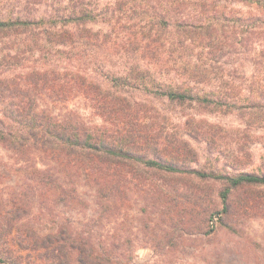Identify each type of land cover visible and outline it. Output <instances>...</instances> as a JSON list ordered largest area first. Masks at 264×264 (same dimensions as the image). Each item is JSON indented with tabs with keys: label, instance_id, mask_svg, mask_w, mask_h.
<instances>
[{
	"label": "trees",
	"instance_id": "obj_1",
	"mask_svg": "<svg viewBox=\"0 0 264 264\" xmlns=\"http://www.w3.org/2000/svg\"><path fill=\"white\" fill-rule=\"evenodd\" d=\"M74 99L99 123L74 109L55 111ZM169 106L235 114L246 128H264V0H0V147L27 163V183L0 201V262L21 264L19 250L29 249L40 264H127L125 239H112L107 228L111 207L121 229L135 197L175 208L165 216L177 234L165 244L218 239L221 228L190 230L199 193L178 203L179 191L153 180L155 173L220 181L219 218L264 212L257 196L230 201L264 187V175L187 169L197 163L189 137L213 142L221 132L202 130L196 115L173 124ZM243 134L234 137L240 151ZM35 202L40 214L58 204L94 209L43 236L30 218ZM220 227L236 237L233 224ZM220 248L214 260L235 264V247Z\"/></svg>",
	"mask_w": 264,
	"mask_h": 264
},
{
	"label": "rangeland",
	"instance_id": "obj_2",
	"mask_svg": "<svg viewBox=\"0 0 264 264\" xmlns=\"http://www.w3.org/2000/svg\"><path fill=\"white\" fill-rule=\"evenodd\" d=\"M250 69L245 72L249 73ZM66 109H74L85 120L94 124L99 123L97 117L93 115L82 99H74L67 105L55 107V111L64 112ZM165 111L171 117L172 123L176 125L183 123L188 115H196L197 119L204 120L203 126L200 124L202 130L218 131L220 129L221 136L215 137L213 142L202 137H189V145L196 152L197 163L187 164L188 170L196 169L206 174L235 175L249 172L264 175V128L257 125H250L246 128L245 123L239 118L240 116L235 114L220 115L214 112H198L191 108L183 109L171 106L165 107ZM191 127L196 128L193 124ZM238 132L244 133L243 136L247 137H245V141L239 143L240 149L243 151L238 150L237 140L234 139ZM230 134L233 136L230 137ZM247 151H249L248 156ZM25 164L27 165L0 147V201L7 199L15 191L19 192L24 181L27 183V176L23 169ZM151 178L170 189L175 188L179 191L178 203H187L191 193H199L200 198L196 202L198 210L187 217L190 220L193 219L192 223H194L190 226V230L203 233V231L207 232L212 228H221L218 231L219 237L206 242L192 236L191 241H184L180 245L179 243L176 246L165 244L164 239L171 237L172 233L175 236L177 234L171 218L168 219L165 216L166 214L173 216L176 213L175 208L170 206L167 209H162L155 197L151 199L135 197L131 205L123 208L121 229H118L119 220L115 217L113 206L111 207L107 228L112 239H116L117 235L125 239L124 242L122 241L121 249L131 252V258L127 264H220L214 260V256L226 243L234 246L238 253V260L235 261V264H264V212H259L260 210L255 208L248 212L247 216L233 218L231 221L230 218H219L218 213L222 205L218 192L223 189L220 181L199 180L189 175L180 174L164 176L159 173H155ZM244 191L233 193L230 201L234 202V206L240 203L243 196H257L264 199V187L247 188ZM85 192L87 195L89 194L87 190ZM206 195L209 196L208 200H205L207 199ZM88 198L89 201L93 200L91 196ZM1 203L0 206H3V202ZM37 207L38 203L35 202L30 218L43 236L54 233L56 224L60 221L67 220L68 223L74 225L81 223L91 215L92 209H94V206L91 205L83 213L78 208H69L58 204L56 208L51 207L40 214ZM203 209L208 210L204 216H202ZM222 220L223 223H231L235 227L237 234L234 239L227 238L224 234V229L220 227ZM15 235L16 232L13 229L10 237L13 238ZM166 236L168 238H165ZM10 246L11 248L15 247L11 239ZM19 251L21 264L41 263L38 252L34 253L29 249H20ZM0 264L6 263L0 262ZM221 264L227 263L223 260Z\"/></svg>",
	"mask_w": 264,
	"mask_h": 264
}]
</instances>
